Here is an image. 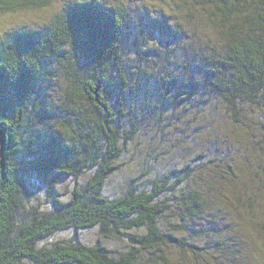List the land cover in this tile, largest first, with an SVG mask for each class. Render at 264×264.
<instances>
[{
	"label": "trees",
	"instance_id": "16d2710c",
	"mask_svg": "<svg viewBox=\"0 0 264 264\" xmlns=\"http://www.w3.org/2000/svg\"><path fill=\"white\" fill-rule=\"evenodd\" d=\"M174 6L176 25L134 20L122 0H63L41 26L0 32V264H264L242 153L264 157V0ZM193 19L205 38L174 53ZM130 140L144 144L134 170Z\"/></svg>",
	"mask_w": 264,
	"mask_h": 264
},
{
	"label": "rangeland",
	"instance_id": "374dc122",
	"mask_svg": "<svg viewBox=\"0 0 264 264\" xmlns=\"http://www.w3.org/2000/svg\"><path fill=\"white\" fill-rule=\"evenodd\" d=\"M62 1L63 0H56L52 2L50 5L45 7L29 8L24 10L20 9L12 12H0V32L10 30L13 28L22 29V28H31V27L36 28L38 26H41L51 17V15L54 13V11H56V9L60 6V4H62ZM104 1L112 2L113 0H104ZM122 1L125 5H127L129 12L131 13V15H133L132 17H134V20L135 18L138 17L144 18L146 14H148L151 17H157L158 15H160L159 13H163L164 15H166L169 23H172V25H176L174 24V22H177L176 20L177 15H180L181 13L174 6V2L177 0H122ZM191 23L194 25L190 26L188 24L187 35L189 36L184 37L183 39L185 40L182 39L180 43H177L176 45H174L175 43H172V45L170 46V47L173 46L175 47L174 53L178 49V45H183L185 49H188L189 52L192 53L191 46L194 45L193 47H196L198 42L202 41L205 38L200 22L196 19H193ZM151 35L158 38L156 31L152 30ZM193 38L195 41L193 40ZM175 58H177L179 61V59L182 60L183 57L175 56ZM52 82H53L52 88L46 90L45 93L48 94L47 97L49 100L51 99L61 100L62 92L64 89V83H65L63 74H60V76L56 80L53 79ZM144 89L145 88L141 89L139 93L141 94V92H143ZM225 128L227 129V127ZM226 132L228 134V131ZM133 141L134 140H130L131 148L130 150H128L127 157L124 160V163L126 164L125 169L127 170L131 167L134 170L138 163L143 162V156L139 155L138 150H141L140 149L141 147L143 149L144 144L141 142L139 145H134L135 143ZM212 148L214 149V147ZM241 149L242 148H240V150ZM259 152L260 151L258 150V146H256L255 144H251L250 148L249 147L243 148V152H242L245 158V164H247L248 169H253L254 171L258 172V173L256 172L255 175L251 177L252 179L251 182L253 184L250 185V188L251 189L259 188L260 192L262 191L261 193L254 195L255 203L257 204L258 210H255L254 213L251 214L253 215V219H255V221L258 220L260 221V219H262V217L264 216L262 211V206H263L262 201H264V171H263L264 157L262 156L261 153L259 156ZM230 206L231 207L226 208L227 210L226 215L229 218L228 220L232 221V219H234V224H233L234 227L238 228V230L242 232V229L245 226V224L249 223L248 221L245 222V220H247L248 214L243 209L241 210L238 207H235L233 203H231ZM241 217H243V219ZM92 233L93 232L91 231V233L85 234L83 236L84 239L85 240L90 239L91 235L93 236ZM236 235L239 236V234ZM241 237L243 239L244 246L247 250L248 249L250 250L251 246L255 245L254 244L255 239L249 236V234L246 233L244 234L242 232Z\"/></svg>",
	"mask_w": 264,
	"mask_h": 264
}]
</instances>
